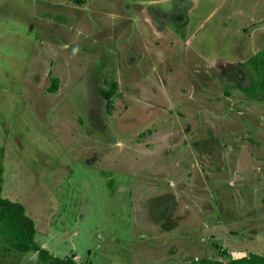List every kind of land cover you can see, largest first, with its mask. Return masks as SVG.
Returning <instances> with one entry per match:
<instances>
[{
    "label": "rangeland",
    "instance_id": "1",
    "mask_svg": "<svg viewBox=\"0 0 264 264\" xmlns=\"http://www.w3.org/2000/svg\"><path fill=\"white\" fill-rule=\"evenodd\" d=\"M174 1L0 0L1 195L35 213L54 256L264 255V65L246 63L264 48V0ZM153 2L181 9L182 35L175 18L149 25ZM0 264L38 262L0 248Z\"/></svg>",
    "mask_w": 264,
    "mask_h": 264
},
{
    "label": "trees",
    "instance_id": "2",
    "mask_svg": "<svg viewBox=\"0 0 264 264\" xmlns=\"http://www.w3.org/2000/svg\"><path fill=\"white\" fill-rule=\"evenodd\" d=\"M79 1V0H76ZM246 63L251 64L255 69H259V65H264V48L257 52L254 56L249 58ZM264 76L263 74H261ZM58 78H51V85L47 88L48 91L54 92L58 88ZM109 89H101L100 94L102 98L107 101L109 108L112 97L117 88L116 81L108 82ZM254 82L248 88H242V91H250L254 89ZM260 98V97H258ZM2 166L0 162V240H5V246L0 247L7 250H16L17 252L32 251L36 253L38 264H86L85 262H77L73 256L57 257L49 252L48 249L41 247L35 241V224L32 218L25 213L22 204L11 201L1 195L2 183ZM206 264H224L222 261L210 260L203 258L200 260ZM193 263H197L193 260ZM227 264H264V255L250 253L247 256L230 259Z\"/></svg>",
    "mask_w": 264,
    "mask_h": 264
},
{
    "label": "crops",
    "instance_id": "3",
    "mask_svg": "<svg viewBox=\"0 0 264 264\" xmlns=\"http://www.w3.org/2000/svg\"><path fill=\"white\" fill-rule=\"evenodd\" d=\"M89 0H79V1H76V0H72V3H77V4H75L76 6H78L79 8L80 7H84L85 5H86V3L88 2ZM143 3V1L141 2V4ZM174 3H175V5H180V6H182V4H183V1L182 0H177V1H174ZM149 5H150V3H148ZM153 5L155 6V8H154V10L152 11V13H151V16L153 17H157V20L158 21H155V22H153V20H152V18H150V16L148 15L147 17V22L149 23V25H152V28L153 29H155L156 31H158V32H161V31H163V32H165V31H169L170 32V30H166V29H163V28H161V27H159L160 25L161 26H164L165 24L163 23V21H160V18H163L164 16H168L170 19H172V18H175L176 20L174 21L175 23H176V29H175V31H176V33H178V34H183V32H181L182 30L184 31V29H185V27H186V23H187V18L186 17H184V16H182V14H181V9H179V7L177 6V7H175V9L173 10V9H171V10H167L166 11V9L167 8H164V7H160L161 6V2H156V3H154L153 2ZM151 6V5H150ZM182 8H183V6H182ZM173 10V11H172ZM173 16V17H172ZM159 21H160V23H159ZM173 21V20H172ZM181 21V22H180ZM139 29V27H137V30ZM199 31V27H197V30H196V32H198ZM166 33V32H165ZM200 54V53H199ZM133 61H135V58H133V56H132V58H130V62L128 61L127 63H133ZM224 61V63H222V64H226V65H231V66H234V65H236L237 64V60L236 61H233V60H231V62H227V61H225V60H223ZM223 76H221L222 78H224V74H222ZM236 78H240V76L239 75H237L236 76ZM101 90V89H100ZM0 131L2 132L3 131V128H2V126L0 125ZM4 137H2L1 138V140L3 139ZM6 145H7V143H6ZM7 156H8V154H7ZM2 191V190H1ZM12 201V200H11ZM15 202V201H14ZM27 215V214H26ZM30 217H32V219H33V221H34V224H36L35 223V220H36V218H35V213H30ZM36 227V226H35ZM36 229V228H35ZM37 231V230H36Z\"/></svg>",
    "mask_w": 264,
    "mask_h": 264
}]
</instances>
